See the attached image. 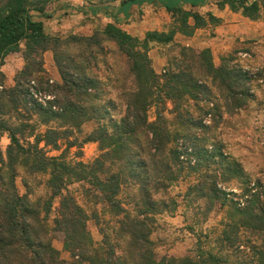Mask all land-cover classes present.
<instances>
[{
    "label": "trees",
    "instance_id": "16d2710c",
    "mask_svg": "<svg viewBox=\"0 0 264 264\" xmlns=\"http://www.w3.org/2000/svg\"><path fill=\"white\" fill-rule=\"evenodd\" d=\"M102 3L119 2L124 11L134 5H157L166 10L173 24L167 31H149L141 39L122 29L117 22L108 23L96 30L93 35H71L67 38L49 35L43 21L36 20L33 12L46 16L49 0H6L0 6V64L10 53L23 51L25 67L17 75L16 84L2 93L3 96L23 106L26 112L34 113L39 120L48 125L54 120L61 121L64 130L49 128L36 139L35 145L25 146L14 129L1 122L3 131L9 133L11 144L6 157L0 148V264H227L222 256L197 246L195 256L164 257L157 259L151 241L154 221L151 217L155 203L151 200L148 188L142 185L145 210L139 217H131L119 200L122 186L128 177H144L147 161L153 162L156 178L169 181L172 165L183 162L178 138L184 140L186 148L194 149L196 167L193 172L203 168L211 170L216 157L220 158L233 177L242 178L243 170L237 161L227 157L222 151L205 156L198 148L197 133H208L211 129L203 124V119L211 114L221 121L224 116H233L257 99L255 91L256 75L246 70L237 61L236 53L221 58L217 65L212 51L207 48L197 50L180 45L177 56L169 60L163 71L158 73L153 67L150 51L153 45L173 43L177 34L192 37L197 30L219 26L223 20L212 12L202 14L198 9L207 0H101ZM220 10L229 8L234 13L256 21L264 18V0H212ZM101 8H94L98 13ZM49 17V16H48ZM112 46L115 57L124 58L129 65L126 78L133 79V87L123 92L125 102L124 116L113 125L112 132L107 126L99 125L87 142L99 143L101 156L93 163L68 162L64 154L49 157L46 146L59 149L60 141H67V148H81L74 139L76 130L85 122L99 120L100 111L90 114L88 106L95 105L100 97V80L93 76V65H98L100 55ZM52 51L61 81L50 84L45 76L43 55ZM257 77H264L257 74ZM35 80L40 89L55 94L60 109L53 106L44 108L31 97L29 81ZM95 89V92H94ZM173 104L169 110L167 103ZM192 102L200 112L194 116L186 107ZM154 107L156 120H149V111ZM166 112L176 116V128L166 117ZM21 133L22 130H21ZM175 145V147H174ZM206 159V165L201 162ZM211 160V162H209ZM107 161L120 164L118 172L108 171ZM19 167L31 174H48L47 186L51 198L42 206L40 200L32 201L20 194L17 187ZM224 174V173H223ZM212 174L201 173L202 181L193 186L192 191L201 197L214 200L224 211L223 234L230 240L233 235L240 244L241 233H251L257 237L255 246L257 264H264V182L256 180V191L249 189V181H244L245 193L251 198L241 208L228 195L220 191L212 180ZM87 182L98 192L99 202L119 220V228L107 230L101 226L98 213L90 216L70 194L72 183ZM167 189L159 183V191ZM60 198L55 227L48 225L53 200ZM44 214V216H43ZM93 218L101 227L103 240L95 242L88 230V222ZM60 234L65 250L74 256V262L61 257L54 246L55 236ZM110 232L118 240L111 239ZM235 242H233L235 244ZM125 245V248L122 245ZM237 264V263H235Z\"/></svg>",
    "mask_w": 264,
    "mask_h": 264
},
{
    "label": "rangeland",
    "instance_id": "374dc122",
    "mask_svg": "<svg viewBox=\"0 0 264 264\" xmlns=\"http://www.w3.org/2000/svg\"><path fill=\"white\" fill-rule=\"evenodd\" d=\"M5 2L6 0H0V6ZM115 4H119V2L104 4L101 0H49L46 16L39 12H33V15L36 20L44 22L45 31L49 35L63 39L71 35L90 36L109 23L106 21L107 19L105 20L104 15L99 16V14L107 7L115 6ZM146 5L149 8L147 12H150L151 17L154 14L155 19L162 21V23H159L163 26L162 31H167L173 24L171 16L167 12L166 15L163 14V8L157 5ZM95 7L101 8L96 14L93 13ZM198 10L202 14L212 12L216 16L221 14L225 18L222 19L221 25L205 28L207 30L206 36L213 40V45L204 49L209 48L212 51L214 62L219 65L222 57L237 52V61L243 68L256 75V101L233 116H224L221 121L218 117L214 118V116L208 114L203 119V124L210 127L211 130L208 133H197L199 139H207L206 143L197 142V146L202 150L203 155L209 156L213 152L216 154L222 151L242 167V178H234V175L223 164H220V158L216 157L211 170L203 168L201 171L204 175L207 173L212 174L211 182L215 180L217 188L225 192L234 203L239 202V206L242 208L245 201L252 197L251 194L245 193L244 181H252L249 186L252 193L256 191V180L264 182V77H257V74L264 76V36L256 38L251 35L253 29L264 24V18L253 21L240 13L232 12L229 8L228 11H225L226 9L220 10L212 0H207ZM147 12L141 13L145 16ZM104 13L106 12L103 11ZM142 15L140 14L138 19L128 17L123 22L118 20L112 22H117L120 27L121 25H130L135 30L133 31L135 34H130L143 39L147 32L154 30L146 31L152 26L135 29L143 21ZM226 20L228 21L227 25H237L239 28L237 33L240 35L224 42L222 40L224 32L221 31L218 34L217 27L223 26ZM121 28L123 29V27ZM179 35L184 36L177 34L173 43L153 45L150 57L153 61V67L158 73L163 71L171 58L178 55L179 46L183 45L177 39ZM24 49L25 44L23 42L20 52L10 53L0 64V148L5 158H7V149L11 144V140L9 133L3 131L1 122H6L10 127L18 129L17 135L25 146L35 145L36 139L44 135L49 128L62 131L65 128L61 127V121L58 120H54L48 125L43 124L34 113L26 112L23 106L2 95L4 91L15 86L17 75L26 65L23 55ZM195 49L203 50L200 48ZM43 62L45 76L49 79V83L60 82L59 70L52 51L43 55ZM91 70L93 76L100 80V97L95 105L88 106V110L90 114L93 110L100 111V119L89 120L84 123L80 130L75 131L74 139L76 138L79 144L82 143L81 148L66 149V140L60 141L59 149L46 146L42 142L40 147L44 148L49 157H59L64 154V158L68 162L93 163L102 154L100 145L95 142H87L86 139L95 133L99 125L107 126L112 132L113 125L120 122L124 116L123 92L133 87V79L126 78L129 74L127 61L122 57H115L112 46H109L106 53L99 56L98 65H93ZM33 81L39 94L38 98L33 97L30 93ZM33 81L28 83L31 97L44 108H49L51 105L53 110H59L57 96L40 89L37 82ZM48 97L51 98L48 99ZM186 105H188L186 107L194 116L200 115L192 102H188ZM167 107L169 110H173L171 102L167 103ZM166 117L170 123L174 124L172 129L176 128L175 114L166 112ZM149 120H156L154 107L149 111ZM21 130L23 133H21ZM186 145L184 140L179 137L177 146L182 152L180 159L183 164L172 165V178L169 181L156 178L155 165L153 162L148 161L147 157L144 158L147 161V170L144 177L132 179L128 177V171H126L125 175L128 182L122 186L119 196L123 207L131 217L138 218L140 211L146 209L142 195V187L146 185L145 188H148L150 198L155 203V209L151 216L154 220L151 223V241L158 260L164 257L195 256L197 246L201 245L207 250L222 256L223 262H228L227 264H257L255 263L259 262L255 252V246L259 245L257 237L247 232L240 234V244L235 242L236 237L234 235L230 240H227L223 234L224 211L220 204L214 200L211 201L201 197L191 190L199 181H202V177L200 172H193L190 168L191 166L196 167L197 163L193 155L194 149L186 148ZM205 160L203 159L201 162L203 165L207 163ZM119 166V163L113 166L112 161H107L106 164L107 170L113 173L118 172ZM18 170L19 176L16 182L20 194L32 201L40 200L44 208L45 203L51 198V191L47 186L48 174H31L23 167H19ZM159 183L165 184L167 189L159 191ZM68 190L90 216L93 212L99 214L102 222L101 226H104L108 231L112 228H119L117 222L124 218L123 215L122 217H116L111 211L107 210L99 202L98 192L90 184L87 182L72 183L69 185ZM60 203V198L53 200V206L48 217V225L51 228L55 227L53 221L58 215ZM88 230L95 242L99 243L103 240L101 227L93 218L88 222ZM52 234L55 236L54 246L61 252L62 259L74 262V256L65 250L60 234L53 230ZM110 236L114 242H119V245H121L118 240L119 237L115 233L110 232ZM122 247L125 248V245L123 244Z\"/></svg>",
    "mask_w": 264,
    "mask_h": 264
},
{
    "label": "crops",
    "instance_id": "0c3cea01",
    "mask_svg": "<svg viewBox=\"0 0 264 264\" xmlns=\"http://www.w3.org/2000/svg\"><path fill=\"white\" fill-rule=\"evenodd\" d=\"M147 10H149V8H147L146 4L142 6L134 5L133 7H131V9L127 11H124L123 9H121L120 4H115V6L107 7L106 10H103L106 12L104 14H103V11H101V14H99V16L104 15L105 20L107 19L106 21L109 23L112 22L113 20H118L119 22H123L124 19L126 20L128 17L130 18L134 17L135 19H138L140 14L142 15L141 12H147ZM211 11H213V9H211ZM225 11H228V8H226ZM162 12L163 14L165 13L166 15V10L163 9ZM217 16L222 19L224 18V16L221 14ZM142 18H143V21L140 22V24H138L137 28L135 29L146 28L147 26L149 27L152 26L150 27V29H146V31L148 30L162 31L163 30L162 24H159V23H162V21L155 19L154 14H153V17H151L150 12L149 13L147 12V15L145 16L142 15ZM227 24H228V21L226 20L223 23V26L217 27L218 34H220L221 31L224 32L222 34L224 37L222 40L224 42L228 41L229 39H232V37H238L240 35L239 33H237V30L239 29L237 25H227ZM255 24L259 25L258 23H255ZM261 25L259 26V28L253 29L254 31L251 34L253 37L258 38V37L264 36V24H261ZM121 27H123L125 31H128V33L135 34L133 32L135 30H133V28L130 25L129 26L121 25ZM206 31H207L206 29H199L197 30L195 35L192 37H185V36L179 35L177 36V39H179V42H181L184 46L204 49L206 47H211L213 45V40H211L210 38H207Z\"/></svg>",
    "mask_w": 264,
    "mask_h": 264
},
{
    "label": "built area",
    "instance_id": "2783aa9c",
    "mask_svg": "<svg viewBox=\"0 0 264 264\" xmlns=\"http://www.w3.org/2000/svg\"><path fill=\"white\" fill-rule=\"evenodd\" d=\"M31 95L35 98H38L39 97V94L38 92L36 91L35 89V82L33 81L32 82V87H31V91H30ZM51 97H48V99H50Z\"/></svg>",
    "mask_w": 264,
    "mask_h": 264
}]
</instances>
